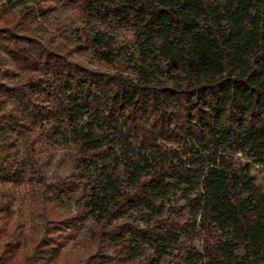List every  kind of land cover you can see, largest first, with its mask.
I'll use <instances>...</instances> for the list:
<instances>
[{
    "label": "trees",
    "instance_id": "trees-1",
    "mask_svg": "<svg viewBox=\"0 0 264 264\" xmlns=\"http://www.w3.org/2000/svg\"><path fill=\"white\" fill-rule=\"evenodd\" d=\"M256 168L264 0L0 1V264H264Z\"/></svg>",
    "mask_w": 264,
    "mask_h": 264
},
{
    "label": "rangeland",
    "instance_id": "rangeland-1",
    "mask_svg": "<svg viewBox=\"0 0 264 264\" xmlns=\"http://www.w3.org/2000/svg\"><path fill=\"white\" fill-rule=\"evenodd\" d=\"M1 1V0H0ZM69 13L67 12H63V11H58L57 15L59 16V20L60 21H64L66 22V26H65V32L64 34H70L71 33V29H73L76 26V22L73 20V18L71 16L68 15ZM116 37L120 42H123L126 38L125 34L119 32L116 33ZM84 61L92 66H95V60H93L92 58V54L90 51H88L86 53V56L83 57ZM255 175L258 178V182L263 183L264 184V168H256L254 171ZM148 255V254H147Z\"/></svg>",
    "mask_w": 264,
    "mask_h": 264
}]
</instances>
